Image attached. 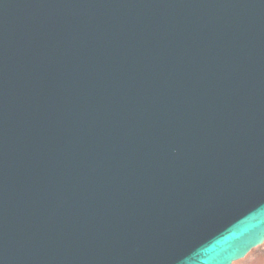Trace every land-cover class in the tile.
Returning a JSON list of instances; mask_svg holds the SVG:
<instances>
[{
	"label": "water",
	"instance_id": "obj_1",
	"mask_svg": "<svg viewBox=\"0 0 264 264\" xmlns=\"http://www.w3.org/2000/svg\"><path fill=\"white\" fill-rule=\"evenodd\" d=\"M263 243L264 0H0V264Z\"/></svg>",
	"mask_w": 264,
	"mask_h": 264
},
{
	"label": "rangeland",
	"instance_id": "obj_2",
	"mask_svg": "<svg viewBox=\"0 0 264 264\" xmlns=\"http://www.w3.org/2000/svg\"><path fill=\"white\" fill-rule=\"evenodd\" d=\"M233 264H264V243L253 248L244 258Z\"/></svg>",
	"mask_w": 264,
	"mask_h": 264
}]
</instances>
